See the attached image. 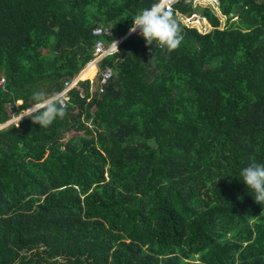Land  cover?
I'll use <instances>...</instances> for the list:
<instances>
[{"label":"trees","instance_id":"1","mask_svg":"<svg viewBox=\"0 0 264 264\" xmlns=\"http://www.w3.org/2000/svg\"><path fill=\"white\" fill-rule=\"evenodd\" d=\"M218 1L223 27L177 0L178 49L132 33L100 63L103 92L89 93L91 71L63 119L0 129V264H264V204L241 176L264 164V0ZM155 2L0 0V123Z\"/></svg>","mask_w":264,"mask_h":264},{"label":"clouds","instance_id":"2","mask_svg":"<svg viewBox=\"0 0 264 264\" xmlns=\"http://www.w3.org/2000/svg\"><path fill=\"white\" fill-rule=\"evenodd\" d=\"M201 17L199 19L202 20L204 17ZM132 18V26L126 34L120 36L123 37L122 40L132 33L139 32L146 45L156 44L169 53L181 45L183 41L182 29L171 9V0H167V2L166 0H156L150 6L140 9ZM204 20L206 19L204 18ZM113 47L116 52H119L116 41H113ZM31 100L32 103L29 107L17 114L16 127H19L23 118L28 117L34 124H39L41 128H47L58 118L63 119L67 115L68 100L62 90L50 94L45 91H35ZM241 176L243 183L255 193V202L264 204V164H249L242 169Z\"/></svg>","mask_w":264,"mask_h":264},{"label":"built area","instance_id":"3","mask_svg":"<svg viewBox=\"0 0 264 264\" xmlns=\"http://www.w3.org/2000/svg\"><path fill=\"white\" fill-rule=\"evenodd\" d=\"M177 0H171V9L173 10V4ZM191 1L193 5L199 4V2L205 4L204 6L212 5V9L218 8L219 1L218 0H186ZM167 2V0H166ZM180 16H182V21L186 26H193V22L197 19L198 16H200L197 13H192L188 16L182 15L177 12ZM203 18V17H201ZM204 19V18H203ZM199 20V18L197 19ZM200 32H206L208 30H204ZM92 33L94 35L100 36V35H109L111 33V29L107 25H98L95 28L92 29ZM123 37H120L118 39H114L109 42L102 41L101 39H97L93 45V51H92V57L91 59L86 63L88 65L89 63L93 62L97 68L95 80H96V91L97 93H101L104 90V85L107 83V81L112 76V68L109 66L104 67L103 69H100V63L102 59L108 55H111L115 52V49L113 47V41L117 42V46L119 45V42L122 40ZM92 79V78H91ZM83 79H79V74L75 75L73 78L66 80L64 82V86L62 91L65 93V96L67 97V100L69 99L68 92L78 85V82ZM4 84V77H0V86L3 87ZM9 109L11 108V104L8 105ZM16 116L17 114H12L10 118H8L6 121L0 123V129L10 125L15 124L16 125Z\"/></svg>","mask_w":264,"mask_h":264},{"label":"rangeland","instance_id":"4","mask_svg":"<svg viewBox=\"0 0 264 264\" xmlns=\"http://www.w3.org/2000/svg\"><path fill=\"white\" fill-rule=\"evenodd\" d=\"M206 4V3H205ZM205 4H203V3H201V2H199V5L202 7L203 5H205ZM212 7V5L210 4L209 5V7ZM215 10H213L215 13H216V15L219 17V19H220V21H221V27H223L225 24H226V19H225V17L219 12V10L217 9V8H214ZM178 16V19L182 22V24H184L183 23V21H182V16H180L179 14H177ZM200 16H198L197 17V19L199 18ZM195 20L194 22H193V26H191V27H195L198 31L199 30H201V31H204V30H210L211 29V26H210V24L206 21V20H204V19H199V20ZM185 25V24H184ZM190 27V26H189ZM93 66H95V64L93 65ZM96 71H97V68H96ZM96 73V72H95ZM81 75V76H80ZM95 75L96 74H94V77L91 79V78H87L88 79V81H89V89H88V91H89V93H94V91H96V80H95ZM83 75H82V73H80L79 74V78H81ZM84 77V76H83ZM81 79H83V78H81ZM89 99V98H88ZM89 122V121H88ZM71 133H73V132H69V134H71ZM78 134H82V132H78Z\"/></svg>","mask_w":264,"mask_h":264},{"label":"bare ground","instance_id":"5","mask_svg":"<svg viewBox=\"0 0 264 264\" xmlns=\"http://www.w3.org/2000/svg\"><path fill=\"white\" fill-rule=\"evenodd\" d=\"M93 65H94L93 62L89 63L88 65H86V66H85V67L79 72V74L82 73V75L85 76L87 73H89V72H91V71L96 72V66H93ZM80 76H81V75H80ZM83 76H82L81 78H83ZM81 78H79V79H81Z\"/></svg>","mask_w":264,"mask_h":264},{"label":"water","instance_id":"6","mask_svg":"<svg viewBox=\"0 0 264 264\" xmlns=\"http://www.w3.org/2000/svg\"><path fill=\"white\" fill-rule=\"evenodd\" d=\"M229 15L231 16V15H232V13H230ZM104 25H106V24H104ZM129 34H130V33H129Z\"/></svg>","mask_w":264,"mask_h":264}]
</instances>
